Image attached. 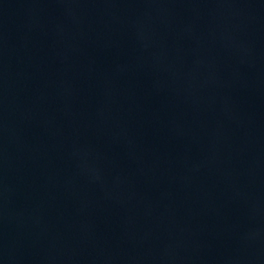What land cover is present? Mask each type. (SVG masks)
Returning a JSON list of instances; mask_svg holds the SVG:
<instances>
[{
	"label": "water",
	"instance_id": "1",
	"mask_svg": "<svg viewBox=\"0 0 264 264\" xmlns=\"http://www.w3.org/2000/svg\"><path fill=\"white\" fill-rule=\"evenodd\" d=\"M0 264H264V0H0Z\"/></svg>",
	"mask_w": 264,
	"mask_h": 264
}]
</instances>
